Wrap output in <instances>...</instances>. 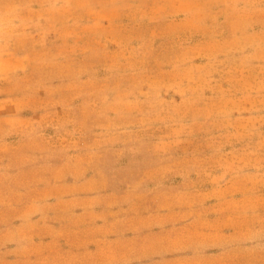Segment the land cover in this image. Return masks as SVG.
<instances>
[{"label":"rangeland","instance_id":"obj_1","mask_svg":"<svg viewBox=\"0 0 264 264\" xmlns=\"http://www.w3.org/2000/svg\"><path fill=\"white\" fill-rule=\"evenodd\" d=\"M0 264H264V0H0Z\"/></svg>","mask_w":264,"mask_h":264}]
</instances>
